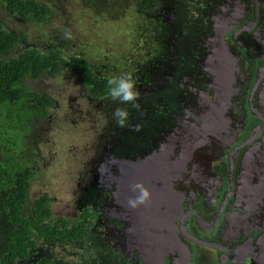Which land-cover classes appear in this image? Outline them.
Here are the masks:
<instances>
[{
    "label": "flooded vegetation",
    "instance_id": "af4514ba",
    "mask_svg": "<svg viewBox=\"0 0 264 264\" xmlns=\"http://www.w3.org/2000/svg\"><path fill=\"white\" fill-rule=\"evenodd\" d=\"M166 13L164 57L134 109L153 127H132L127 138L139 142L128 152L99 154L93 225L120 264H264V0H197L178 23L171 5ZM129 161L144 164L133 171ZM152 161L149 203L174 214L162 230L133 235L126 218L149 203L131 209L127 200ZM123 167L142 172L125 190Z\"/></svg>",
    "mask_w": 264,
    "mask_h": 264
},
{
    "label": "rangeland",
    "instance_id": "374dc122",
    "mask_svg": "<svg viewBox=\"0 0 264 264\" xmlns=\"http://www.w3.org/2000/svg\"><path fill=\"white\" fill-rule=\"evenodd\" d=\"M40 1L54 11L44 23L14 17L0 2V21L21 36L17 50L33 44L53 46L66 56L82 54L99 63L104 75L131 72L141 94L148 91L152 63H160L164 57L168 27L163 20L168 18L169 5L175 10L176 23L185 8L197 5V0H156L153 9H145L139 0ZM66 30L71 31L72 39L64 38ZM24 83L50 94L56 101L51 116H34L24 133L25 148L19 157L35 170L30 197L47 194L55 217L76 220L79 211H89L92 217L80 240L50 244L39 241L29 258L20 264H30L43 256L57 264H120L92 220L102 160L99 154L106 147L117 153L128 152L139 142L135 137L127 138L132 127L151 129L153 124L138 121V111L131 104H120L110 97L87 99L77 79L66 73L55 76L44 73L36 80L28 77ZM117 107L130 112L129 126L116 125L113 112ZM15 121L0 105L1 142L9 143L17 135L10 128Z\"/></svg>",
    "mask_w": 264,
    "mask_h": 264
},
{
    "label": "trees",
    "instance_id": "16d2710c",
    "mask_svg": "<svg viewBox=\"0 0 264 264\" xmlns=\"http://www.w3.org/2000/svg\"><path fill=\"white\" fill-rule=\"evenodd\" d=\"M145 9H153L156 0H139ZM6 12L14 17L44 23L54 15L53 9L40 0H0ZM20 34L0 21V105L7 115L16 119L10 127L18 132L9 143L1 142L0 127V264H20L27 260L39 241L46 244L80 240L88 231L87 212L76 220L55 217L51 199L41 193L30 197L35 170L19 157L24 145V133L34 116L49 118L56 107L53 97L28 87L24 80L38 79L62 73L77 79L87 99L97 100L107 95L110 76L101 73L102 66L82 54L66 56L53 46H24L17 50ZM30 264H57L43 256Z\"/></svg>",
    "mask_w": 264,
    "mask_h": 264
},
{
    "label": "clouds",
    "instance_id": "9594fccd",
    "mask_svg": "<svg viewBox=\"0 0 264 264\" xmlns=\"http://www.w3.org/2000/svg\"><path fill=\"white\" fill-rule=\"evenodd\" d=\"M64 38L66 40L72 39L70 30L65 31ZM106 90L107 95L113 101H118L120 104H131L132 107L139 108L137 101L141 93L137 88V81L131 72H125L118 76L107 78ZM113 118L118 127H127L129 126L130 112L127 108L117 107L113 112ZM133 130L139 131L140 126H133ZM131 189L136 195L128 198L127 205L129 208L136 209L142 205L146 206L151 201L152 193L143 183L133 184Z\"/></svg>",
    "mask_w": 264,
    "mask_h": 264
},
{
    "label": "water",
    "instance_id": "95a60500",
    "mask_svg": "<svg viewBox=\"0 0 264 264\" xmlns=\"http://www.w3.org/2000/svg\"><path fill=\"white\" fill-rule=\"evenodd\" d=\"M148 157H150V156H146V158H148ZM141 162L138 163V161H129V162H127V164L129 166H131V169L133 171L134 170L136 171V169H138L139 166L144 164V163L141 164ZM151 163H152V167H150V169L146 168V167H149V164L148 163L145 164L144 171H143L145 176H143V179L146 180L145 182H148L147 183L148 184L147 187L150 189V191L152 193V200H153L156 195L154 194L153 189H152V188L155 189V187L152 186V185H153L154 182L155 183L157 182V177L156 176H158L157 175L158 174V172H157L158 165H157V162H153L152 161ZM122 170H123L122 171L123 173L120 174V176H119V178L121 179V183H118L117 189L121 188V190H125L127 188L125 186V180L130 182V183H134L135 182L134 179H137L136 175H137V177L139 179L141 178V173L142 172L141 173L137 172V174H135V173L133 174L132 173L131 176H130V173L127 174L125 167H123ZM143 179L140 182H138V183H143ZM166 179L167 178H164V179H162V181L165 182ZM122 184H124V185L122 187H120ZM117 197H118V194L116 193L115 194V198H117ZM171 212L174 214L173 211H167L166 213L160 212L159 210L156 209V205H154L153 203L152 204L149 203L148 208H145L143 210V214H141V210H140V216L136 220L133 219L130 216H128L126 218L127 224L130 226L129 227L130 233L134 235L133 232H137V231L142 232V231H144L147 234L145 229H147L150 225H151L152 228H154V230H156V228H160L162 230L163 223H167V221H168V220L164 219V216L170 215ZM136 223H143L144 224V230H141L140 228H138L135 225ZM134 226H136V227H134Z\"/></svg>",
    "mask_w": 264,
    "mask_h": 264
}]
</instances>
